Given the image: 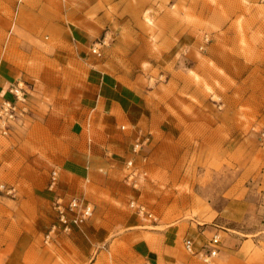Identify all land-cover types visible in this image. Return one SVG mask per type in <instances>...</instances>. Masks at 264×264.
Returning <instances> with one entry per match:
<instances>
[{"label": "rangeland", "instance_id": "obj_1", "mask_svg": "<svg viewBox=\"0 0 264 264\" xmlns=\"http://www.w3.org/2000/svg\"><path fill=\"white\" fill-rule=\"evenodd\" d=\"M107 73L148 95L163 121L133 179L64 164L104 140L94 112H80ZM16 82L26 112L0 134V264H166L175 233L172 264H264V2L0 0V104ZM71 196L91 204L83 226L97 234L57 229L46 241L56 200ZM199 227L220 240L207 262L183 248Z\"/></svg>", "mask_w": 264, "mask_h": 264}, {"label": "crops", "instance_id": "obj_2", "mask_svg": "<svg viewBox=\"0 0 264 264\" xmlns=\"http://www.w3.org/2000/svg\"><path fill=\"white\" fill-rule=\"evenodd\" d=\"M92 86L86 91L82 99V109L94 112L97 124L102 126L103 141L101 145L89 144L87 150L72 148L66 155L64 164L70 169L105 170L107 172H121L125 167V162L132 158L133 161L140 160L143 163L146 157H142L147 150V143L153 131L162 125L158 122L154 113L152 101L139 88L129 87L125 81H121L108 73L95 79ZM78 116H82L79 114ZM126 123V124H123ZM127 126V127H126ZM124 127V128H123ZM148 139L144 141L138 152L132 151V145L138 138ZM141 165V163H139ZM139 165V166H140ZM73 225L69 235L72 239L79 237L81 240H89L97 234V228ZM84 228H83V227ZM202 227L190 229L186 237L194 241L195 250H199L206 237L202 234ZM48 228L44 230V233ZM169 229L163 233L167 236ZM228 234L226 231H222ZM63 234V233H61ZM175 238L171 241H163L162 248L167 256L163 259L166 264H172L177 260V253L174 255ZM238 239L233 238L228 241L227 246L219 247L228 256H233L240 249ZM174 255V256H173ZM188 264L191 258L185 257ZM147 264H159L158 260H150Z\"/></svg>", "mask_w": 264, "mask_h": 264}, {"label": "built area", "instance_id": "obj_3", "mask_svg": "<svg viewBox=\"0 0 264 264\" xmlns=\"http://www.w3.org/2000/svg\"><path fill=\"white\" fill-rule=\"evenodd\" d=\"M264 2V0H261ZM105 43V38L91 45L90 52L93 55H101V46ZM9 98L4 99L0 104V134H7L9 131L11 122L18 119L19 116H23L26 112V90L22 87L21 82L11 83L8 85ZM124 128V127H123ZM264 136V132H263ZM148 138H138L132 145V151L138 152L141 149L144 141ZM133 159L130 158L125 162V167L129 169L127 179H133L136 175L137 168L134 167ZM57 171L51 172L50 189L56 184ZM135 184H133L134 186ZM134 200L130 202V206L133 207ZM55 210L57 212V223H53L45 234V240L48 241L52 233L61 229L65 233H69L73 225H80L93 213V208L89 202L84 199L71 196L66 203L61 201V198L56 200ZM138 213H143V207H137ZM151 216V214H148ZM220 244L218 234H213L200 246L199 250H195L194 241L190 237H184L183 248L192 255L199 254L203 261L207 262L211 258L215 257L218 253V246Z\"/></svg>", "mask_w": 264, "mask_h": 264}]
</instances>
